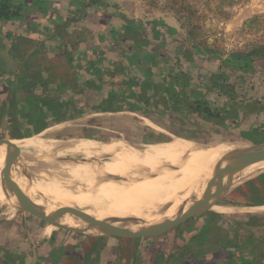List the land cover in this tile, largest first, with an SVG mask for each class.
I'll return each mask as SVG.
<instances>
[{
  "label": "crops",
  "instance_id": "0c3cea01",
  "mask_svg": "<svg viewBox=\"0 0 264 264\" xmlns=\"http://www.w3.org/2000/svg\"><path fill=\"white\" fill-rule=\"evenodd\" d=\"M2 1L17 12L0 18V140L31 139L52 127L90 116L93 106L111 103V94L128 92L122 81L129 75L137 79V95L144 78L157 76L161 81L170 75L171 65L169 71H159L164 57L153 56L155 40L148 27L142 29L147 19L141 20L144 9L136 0ZM139 28L143 36L148 34L146 45L137 54L129 39L117 35ZM169 55L171 63L172 53ZM133 56L140 60L130 61ZM200 100L218 106L214 84L204 90ZM250 107L248 101L226 105L220 120L223 127L249 134L258 121ZM3 151L22 150L0 142V165L7 157ZM83 166L87 168V164ZM113 167L105 173H116L120 165ZM164 172L157 170L156 177L171 180ZM218 179L208 183L214 184L209 194L215 191ZM177 180L155 190L167 197L140 193L133 203L111 205L99 217L56 202L59 195L54 185L33 201L25 200L43 216L35 215L39 219L67 220V226L76 229L63 230V234L51 230L46 237L45 246L53 250L49 256L56 264H264V168L223 178L222 187L239 184L236 202L218 204L227 211L197 196H183L188 183ZM207 187L202 186L199 195ZM192 204L207 208L193 210L189 208ZM232 206L254 209L233 212ZM93 226L99 234L87 233Z\"/></svg>",
  "mask_w": 264,
  "mask_h": 264
},
{
  "label": "rangeland",
  "instance_id": "374dc122",
  "mask_svg": "<svg viewBox=\"0 0 264 264\" xmlns=\"http://www.w3.org/2000/svg\"><path fill=\"white\" fill-rule=\"evenodd\" d=\"M136 1L144 9L141 20L147 19L142 29L148 27L146 30H150L151 38L155 40L153 56L164 57L159 66L160 73L169 71L176 55L180 62L177 68H172L176 71L182 69L191 79L192 85L184 89L185 94L195 97L202 95L213 84L217 88L220 99L216 103L218 106L214 108L210 105L207 108L213 118L207 116L203 109L180 113L170 109L144 108L143 111L135 112L126 105L117 111H101L93 106L90 116L52 127L38 137L5 141L30 155L39 165L35 169L27 167L26 176L15 181L4 174L0 177L3 190L0 192V264H56L57 261L54 263L49 256L53 250L45 246L46 237L51 230L63 234V230L76 229L68 227L67 220L39 219L33 213L26 212L20 200V197H28L33 201L53 185L59 195L56 202L65 207L89 210L96 217L105 214L111 205L133 203L140 192L148 188L156 190L158 186L169 185L178 178V182L188 183L189 190L184 191L185 194L193 193L190 197L197 196L212 207L227 211V208L218 204L228 205L237 201L238 193L235 190L239 184L230 188H215L213 193L209 194L208 191L203 196L195 191L204 185L213 186L208 183L238 161L175 172L177 164L161 160L164 163L159 164L158 168L167 169V173H164L171 175V180L162 181L156 177L157 170L145 167V156H140L139 163L132 158L126 159L119 149L99 151L96 146V149L86 151L80 145L76 148L81 140H91L97 145L121 141L134 149L146 150L150 145H158L175 137L199 144L232 141L249 145L264 144V0ZM140 29L117 35L129 39L135 45L137 54L142 52V47L147 43L144 38L148 33L143 36ZM133 59L140 60L136 56L129 58L130 61ZM194 86L197 87L196 91L193 90ZM157 95L166 93L160 89ZM245 101L252 105L249 109L253 117L258 119L256 124L253 123L256 126L247 135L239 134L236 129L227 130L220 121L226 112H223L224 107ZM255 112L260 116L257 117ZM186 113L191 115L187 117ZM35 139L43 140L42 143L47 147L32 144L31 140ZM50 144H53L51 149L48 147ZM115 159L122 162L116 163ZM86 164L87 168L84 169L83 165ZM113 164H119V169L116 173L106 174L105 171L114 168ZM212 169L218 170L209 172ZM154 177V181H149ZM116 187L123 188L114 191ZM194 207L200 206H189L191 209ZM231 208L233 212L254 209ZM93 227L87 233L99 234L100 230ZM79 233L87 236L83 231Z\"/></svg>",
  "mask_w": 264,
  "mask_h": 264
},
{
  "label": "bare ground",
  "instance_id": "6f19581e",
  "mask_svg": "<svg viewBox=\"0 0 264 264\" xmlns=\"http://www.w3.org/2000/svg\"><path fill=\"white\" fill-rule=\"evenodd\" d=\"M42 141L43 140L41 139H37L31 142H34L33 144L39 147H47L46 144L42 143ZM51 145L53 144H50L48 146L50 149L52 147ZM79 145L86 151H91L92 149H96V146H98L97 150L99 151L108 150L109 148L110 149L114 148V150L119 149L122 151L126 159L132 158L137 160V162L141 160L140 156H145L144 158L145 159L144 164H146L145 167L154 170H161V171H167L166 168H165L166 170H162L160 167L158 168L159 164L164 163L161 162V160H164L165 162L168 163L177 164L178 167L175 172H181L183 170H187L192 167L206 168L216 164L238 161L232 165L233 166L232 168L222 170L223 173L220 175V177L223 178L239 173H247V172L250 173L255 169L264 168V162H261L262 164H260V162H255V161L264 160V144L249 145L238 141L199 144L190 140H185L175 137L167 141H164L163 143H160L158 145H150L149 148L146 150H137L136 148L134 149V147H129L121 141H117L114 143H107V145L104 144L97 145L93 143V141L91 140H81L79 144L76 146V148H78ZM3 152L7 153L8 151H3ZM12 153L18 154L19 157L14 162H10L5 158L4 162L0 165V177L2 174H4L7 175L12 181H15L18 178L26 176L27 167L30 169H35V167L39 165L37 162L32 160L30 155L26 154L24 151H17ZM1 160L2 159H0V161ZM117 160L118 159H115L116 163L120 164L122 162V161L118 162ZM217 170L218 169H212L209 172H214ZM137 190H142V189L137 188ZM203 190L204 189L197 190L195 191V193H202ZM0 192H3L1 184H0ZM140 193H155L157 197H161V198L167 197L165 196V194L161 195L158 191H155V189H151V188H148L147 190ZM191 195H193V193H186L183 196H191Z\"/></svg>",
  "mask_w": 264,
  "mask_h": 264
},
{
  "label": "trees",
  "instance_id": "16d2710c",
  "mask_svg": "<svg viewBox=\"0 0 264 264\" xmlns=\"http://www.w3.org/2000/svg\"><path fill=\"white\" fill-rule=\"evenodd\" d=\"M17 9H10V6L5 2H0V18H7L10 15H15ZM180 58L175 55L173 59L172 66L177 68ZM168 79L158 81L157 76H150L149 79L144 78L141 83L140 95L134 92V87L137 85V79L135 76L129 75L122 81V86L128 89V92L125 93L124 90L119 91V93L111 94V98L107 106L98 107L101 111H117L120 107L116 104H126V106L131 111H143L144 108H153V109H163V110H172L184 113L190 110H200L203 109L204 112H207V116L212 117L211 111L207 109L205 103L201 102V95L195 96L197 93H194L195 97H190L188 94H185L183 91L187 87H191V79L188 78L185 71L182 69L174 70L169 73ZM156 75V74H155ZM153 87V90H152ZM196 86L193 90L196 91ZM160 89H163V92L166 95L158 96ZM152 90V91H151ZM151 92L150 94H148ZM158 96V97H157ZM131 99H133L131 101ZM116 100V101H114ZM140 102V103H139ZM145 111V110H144ZM213 118V117H212Z\"/></svg>",
  "mask_w": 264,
  "mask_h": 264
},
{
  "label": "water",
  "instance_id": "95a60500",
  "mask_svg": "<svg viewBox=\"0 0 264 264\" xmlns=\"http://www.w3.org/2000/svg\"><path fill=\"white\" fill-rule=\"evenodd\" d=\"M5 141H8V140H0V142H5ZM17 159H18V156H17V155H14L13 153L7 152V160H8V161L12 162V161H15V160H17ZM211 184H213V183H211ZM211 184H210V185H211ZM222 185H223V177H220V179H218V181H217V183H216V187H215V188H221ZM211 186H212V185H211ZM211 186H208V187H207V189L205 190V193L211 189ZM20 200H21V202H22V205L24 206V208H25L27 211L33 213L34 215H37V216L43 217L42 215L38 214V213H37V212L31 207V205L28 204V203L26 202L25 199H23V198L20 197ZM199 208H204V209H206L207 207H199ZM192 209L194 210L195 207L192 208ZM48 220H49V219H48ZM49 221H50V220H49Z\"/></svg>",
  "mask_w": 264,
  "mask_h": 264
}]
</instances>
